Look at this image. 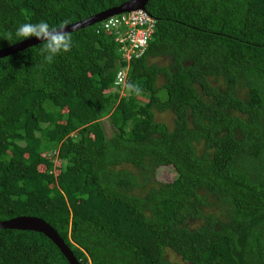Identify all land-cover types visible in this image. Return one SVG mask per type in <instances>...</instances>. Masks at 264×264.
<instances>
[{
  "label": "trees",
  "instance_id": "1",
  "mask_svg": "<svg viewBox=\"0 0 264 264\" xmlns=\"http://www.w3.org/2000/svg\"><path fill=\"white\" fill-rule=\"evenodd\" d=\"M127 1L0 0V49L25 22L73 24ZM145 10L155 30L128 64L98 24L51 64L43 42L0 58V221H45L80 264H180L166 251L264 264V0ZM126 66L139 96L114 85ZM164 112L171 129L155 121ZM161 166L176 178L156 181ZM0 264L69 263L41 233L0 229Z\"/></svg>",
  "mask_w": 264,
  "mask_h": 264
},
{
  "label": "water",
  "instance_id": "2",
  "mask_svg": "<svg viewBox=\"0 0 264 264\" xmlns=\"http://www.w3.org/2000/svg\"><path fill=\"white\" fill-rule=\"evenodd\" d=\"M149 0H128L127 2L99 12L93 16H90L82 21L69 24L66 27V31L70 33L84 29L87 27L94 26L100 23L104 19L121 14L130 12L137 9H145L146 4ZM43 42L42 40H37L34 37L23 40L17 44L8 46L6 48L0 49V58L16 54L23 51L31 46ZM0 229L9 230H20V231H33L43 234L48 238L60 251L62 256L67 260L69 264H80L74 257L72 251L67 247L63 240L58 236V234L43 220L35 217H16L6 221H0Z\"/></svg>",
  "mask_w": 264,
  "mask_h": 264
},
{
  "label": "built area",
  "instance_id": "3",
  "mask_svg": "<svg viewBox=\"0 0 264 264\" xmlns=\"http://www.w3.org/2000/svg\"><path fill=\"white\" fill-rule=\"evenodd\" d=\"M156 20L145 9H137L126 13L110 16L98 24L99 30L113 36L117 52L121 60L127 64L139 58L154 33ZM127 79V66L116 73L114 85L120 87L119 93L124 95V87L117 83L118 77Z\"/></svg>",
  "mask_w": 264,
  "mask_h": 264
},
{
  "label": "clouds",
  "instance_id": "4",
  "mask_svg": "<svg viewBox=\"0 0 264 264\" xmlns=\"http://www.w3.org/2000/svg\"><path fill=\"white\" fill-rule=\"evenodd\" d=\"M68 24V20H64L59 26H52L43 20L36 23L25 22L19 25L14 35L16 38H22V40L31 37L42 40L40 54L48 64H51L56 56L72 50L73 37L69 31H66ZM12 38L13 33L8 32L6 39L11 41ZM117 83L122 85L129 94L139 96L142 93L139 85L126 81L122 74L118 77Z\"/></svg>",
  "mask_w": 264,
  "mask_h": 264
},
{
  "label": "rangeland",
  "instance_id": "5",
  "mask_svg": "<svg viewBox=\"0 0 264 264\" xmlns=\"http://www.w3.org/2000/svg\"><path fill=\"white\" fill-rule=\"evenodd\" d=\"M152 62H156L159 65L167 64L166 60H163L160 58L150 59L149 63H152ZM162 83H163V79L159 77L156 83L157 86H160ZM172 119H173V115L170 112L155 113V121L165 124L169 129H171L173 126ZM102 122L104 124L105 130L108 132L109 125H108L107 120L104 119ZM126 167L132 170L131 167L129 166H126ZM175 178H176V173L172 167L161 166L157 168V170L155 171V179L158 182L167 183V182L173 181ZM166 254H167V258L171 261H175L180 264H188V263H184L178 256H176L174 253L170 251H166Z\"/></svg>",
  "mask_w": 264,
  "mask_h": 264
}]
</instances>
